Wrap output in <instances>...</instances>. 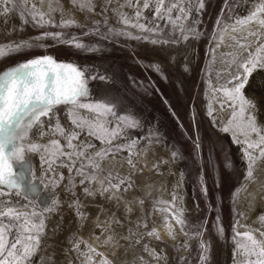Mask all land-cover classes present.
Segmentation results:
<instances>
[{
  "label": "rangeland",
  "instance_id": "374dc122",
  "mask_svg": "<svg viewBox=\"0 0 264 264\" xmlns=\"http://www.w3.org/2000/svg\"><path fill=\"white\" fill-rule=\"evenodd\" d=\"M60 2L65 9V19L71 16L80 24L89 27H94L92 22L99 20L100 32L104 35L108 34L107 27L103 24L104 15L108 16V26L122 27L115 24V16L111 11L104 15L97 14L103 0H95L97 9L92 14L78 10L69 0ZM259 2L260 0H204L202 10L193 11L188 20L182 21L185 25L195 22V37L193 33H185L189 36L187 41L178 39L175 43L170 41L166 45H153L144 40L123 36L104 39V35L100 34L85 36V29L73 27L63 31L69 36L76 35L83 42L99 47L100 51L84 52L46 39L42 42L45 45L43 48L24 49L0 59V71L32 58L51 55L58 62H71L82 69L86 68V76L103 75L104 80L88 81L90 96L86 102L107 98L115 102L114 110L117 116L129 114L139 121L138 128H125L121 138L114 143H128L130 139L146 137L149 132L159 135V142L153 140L148 143L142 139L138 143L136 151H139L140 155L134 158L137 167H143L145 164L147 166L143 167L142 173L138 171L132 176L134 184L129 191L117 193L123 198L119 204L101 196L84 197L83 186L78 184L79 177L70 176L64 168L58 171L64 173L65 181L61 182L59 187L53 188L44 174L39 155L29 154L35 188L27 193V200L22 195L14 198V201L19 200V204L27 205L24 210L43 213L45 233L41 238V249L32 258L31 264H69L70 261L79 264L76 254L69 251L67 242L73 232L104 253L112 264H156L144 251L145 244L166 254L167 259L161 260L159 264H200L201 239L209 249L207 264H242L243 257L237 252L233 240L234 222L239 220L240 225L249 226L238 227L237 230L241 233L260 227L258 218L264 213V160L258 163L254 172L256 182L245 181L246 159H241L240 151L230 135L220 132L218 126L212 123L213 117L219 121H227L231 110H220L212 94L210 93L211 97L208 95L209 90L211 92L210 85L215 80L220 85L225 82L224 74L217 80V73L224 67L221 57L231 50L225 45L232 43L231 36L239 35L232 32L235 20L249 15ZM111 7L115 8L116 4ZM44 8L47 9V2ZM123 11L131 15L133 9L125 7ZM144 16L148 19L143 22L151 26V9L144 11ZM53 18L59 21V12L54 13ZM156 22L164 33L163 38L170 39L173 35L172 26L162 20ZM226 25L228 31L224 33V44L216 47L212 35L214 32L219 33ZM249 27L255 30L259 26L253 24ZM129 30L134 35H148L138 33L135 29ZM45 31L56 32L61 29H41L31 23L24 25L16 13L0 17V44L31 40ZM176 35L179 36L180 33ZM254 39L250 37L248 42ZM261 42H264V36L261 37ZM255 47L253 43L252 48ZM213 48L215 61L212 59ZM151 63L159 64L161 72L157 73L146 67ZM255 71L264 74V69L257 68ZM251 77L249 79H252ZM262 96L259 112L262 118L258 125L264 127V92ZM210 104L216 109L213 116L207 114ZM82 111L85 115H92L86 110ZM58 114L61 123L70 126L63 106L58 110ZM196 137H199L201 143L202 158L199 160L193 147ZM81 139L86 137L82 135ZM47 140L48 137H45L42 142ZM63 142L61 140L62 144ZM91 142L95 143L97 148L100 147L99 141L92 139ZM210 149L214 150L213 163L219 164L218 169L208 163ZM173 150L177 151L181 158L174 161L171 156ZM126 155L127 153L117 154L116 161L109 157L102 167L114 174L118 171L121 175H126L128 165L123 159ZM161 159L167 163L160 165L158 170L154 169L153 164ZM225 159L231 164L227 170L224 167ZM182 172L184 175L181 181ZM72 179L77 181L75 191L84 204V211L88 213L87 221L78 231L76 217L68 207L72 197L65 191V184ZM241 185H246V189L240 191L234 203L232 193ZM205 186L206 194L202 191ZM174 190L177 195L176 208L183 209L185 230L189 235L185 236L180 226L172 220L176 234L175 239H172L163 222L164 214L158 210L161 206L155 205L154 201H170ZM57 199L62 202L58 208L54 206ZM139 200H143L142 206L138 203ZM126 205L131 206L130 213L125 212ZM50 207L52 211L47 210ZM113 214L121 221L119 225H112L118 243L114 241L105 245L104 236H101L100 240L91 239L93 224L97 222L96 217L99 216L98 222L103 223ZM217 217L223 227V236H219L216 231ZM138 222L147 223V228L142 225L138 228ZM153 226L159 232L160 240L146 234ZM129 229L136 235L123 239L122 237L129 235ZM197 231H202V237L192 235ZM95 233L99 235V229H95ZM253 234L257 239L264 240L259 232L254 231ZM139 237L143 238L137 244ZM185 241L189 245L188 248L183 247ZM177 246H180L179 251H176ZM81 247L83 248V245ZM50 257L54 259L50 260ZM140 257L144 258L143 262ZM180 257L184 259L181 261ZM99 259L100 257H96L97 261Z\"/></svg>",
  "mask_w": 264,
  "mask_h": 264
},
{
  "label": "snow or ice",
  "instance_id": "6c2138e0",
  "mask_svg": "<svg viewBox=\"0 0 264 264\" xmlns=\"http://www.w3.org/2000/svg\"><path fill=\"white\" fill-rule=\"evenodd\" d=\"M45 2L47 9L44 8ZM69 2L78 10L88 14L96 12L97 9L95 0H69ZM114 3L115 8L111 7ZM99 7L100 12L97 14L104 15L111 11L115 16V24L122 27L108 26V16L104 15L103 24L107 27L108 33L104 35L100 32L99 20L92 22L94 27H89L80 24L71 16L65 19V9L60 0H0V17L16 13L24 25L31 23L41 29L46 27L61 29L56 32L45 31L31 40L0 44V59L24 49L43 48L45 45L42 42L46 39L84 52L100 51L99 47L83 42L76 35L69 36L63 31L73 27L85 29V36L100 34L104 35V39L123 36L133 40H144L153 45H166L170 41L175 43L178 39L187 41L189 36L185 33H193L195 37L197 30L195 22L185 25L182 21L188 20L193 11L202 10L204 0H103ZM125 7L133 9L131 15L123 11ZM149 9L153 18L151 26L143 22L148 19L144 16V11ZM56 12L60 14L59 21L53 18ZM160 20L172 26L173 35L170 39L163 38L164 33L160 24L156 22ZM219 23L218 20L217 25ZM253 24L259 27L252 30L249 26ZM129 29L148 35H134ZM227 31L226 25L219 33H213L212 38L216 41V47L224 44V33ZM232 32L239 35L231 36L232 43L225 45L231 50L221 57V64L224 67L217 73V80L221 74H224L225 82L212 89L213 99L219 109H230L231 112L227 121H219L213 117L212 123L218 126L220 132L230 134L233 143L243 148V156L247 161L244 179L255 183L254 172L258 163L264 160V127L257 124L254 115L256 104L245 96L243 90L253 72L257 68L264 69V42H261V37L264 36V0H260L249 15L236 19ZM176 33L180 35L177 36ZM250 37L255 39L248 42ZM253 43L256 45L254 49ZM212 51V59L215 61V48ZM146 67L157 73L161 72L159 64L151 63ZM86 70L74 63L58 62L53 56L44 55L0 71V264H31L32 258L41 249V238L45 233L43 213L24 210L27 205L19 204V200L14 201V198L22 195L27 200V193L35 188L29 154L39 155L40 162L44 166V174L53 188L59 187L60 183L65 181L64 173L58 171L64 168L68 170L70 176L79 177L78 184L83 186L84 197L101 196L119 204L123 198L117 193L129 191L134 184L132 176L138 171L142 173L143 167L147 166L145 164L143 167H137L134 158L140 155V152L136 151L138 143L142 139L147 140L148 143L153 140L159 142V135L149 132L146 137L130 139L128 143H114L121 138L125 128H138L139 121L129 114L117 116L114 110L115 102L107 98L86 102L90 96L88 81L105 79V76L99 74L86 76ZM61 106L70 126L61 123L58 114ZM82 110L92 115H85ZM215 110L210 104L207 114L213 116ZM82 135L86 139L82 140ZM45 137H48L47 142H42ZM92 139L99 141V148L91 142ZM61 140L64 141L63 144ZM193 147L198 160L201 159L199 137L193 141ZM120 153H127L123 158L128 165L126 175H121L118 171L114 174L102 167L103 162L109 157L116 161L117 154ZM213 155L214 150L210 149L208 163L218 169L219 164L213 163ZM171 156L174 161L181 158L175 150L172 151ZM166 163V160L161 159L153 164V168L158 170L160 165ZM224 167L226 170L231 167L226 159ZM183 175L182 172L181 181ZM76 186L75 179L69 180L65 184V191L72 197L68 207L76 217L78 231L87 221L88 213L84 211V204L75 191ZM245 189L246 185H241L234 190L232 193L234 203L240 191ZM202 191L207 193L206 186L202 187ZM171 195L170 201L156 200L154 204L161 206L158 210L164 214L163 222L172 239L176 236L172 220H175L184 235L188 236L183 209L176 208L175 190ZM61 203L57 199L54 206L58 208ZM138 203L142 206L143 200H139ZM47 210L52 211V208ZM125 212H131L130 205L125 206ZM96 221L90 238L100 240V237L104 236L105 245L114 241L118 243L112 225H119L121 221L115 218L114 214L106 218L103 223L98 222L99 216L96 217ZM258 222L260 227L243 233L237 228L249 226L240 225L239 220L234 222L233 240L237 252L243 257L242 264H264V240L257 239L253 234L254 231L259 232L260 236L264 237V213L260 214ZM141 225L147 228V223L144 222H138L136 226L139 228ZM95 229H99V235L95 233ZM216 231L219 236H223L219 217H217ZM146 234L157 240L161 239L154 226ZM133 235L136 233L129 229V235L122 238L130 239ZM192 235L202 237L203 233L197 231ZM142 238H137L136 243H140ZM67 242L70 246L69 251L76 254L79 264H112L104 253L75 232L71 233ZM183 247H189L187 241L184 242ZM199 249L200 264H207L209 249L202 239ZM179 250L180 246H177L176 251ZM144 251L156 261V264L167 259L166 254L149 248L147 244L144 245ZM96 257H100L99 261ZM179 259L182 261L184 258ZM140 260L143 262L144 258L140 257ZM69 264L73 262L70 261Z\"/></svg>",
  "mask_w": 264,
  "mask_h": 264
},
{
  "label": "bare ground",
  "instance_id": "6f19581e",
  "mask_svg": "<svg viewBox=\"0 0 264 264\" xmlns=\"http://www.w3.org/2000/svg\"><path fill=\"white\" fill-rule=\"evenodd\" d=\"M224 66V65H223ZM255 76L253 75V78L252 79H249L248 81V84L247 86L245 87V89L243 90L244 91V94L245 96L252 100L255 104H256V110L254 112V115L256 117V122L257 124H260L259 121L260 119L262 118V116L260 115V111H261V98L263 97L262 94L264 92V74L258 72V71H255L254 72ZM215 75V74H214ZM214 77V76H213ZM215 79V78H214ZM254 79V80H253ZM224 80V79H223ZM225 81V80H224ZM218 82V81H217ZM221 82V81H220ZM262 82V84H260ZM220 84L216 83V80L212 83V85H210V88H211V92L209 90V95L210 96V93L212 94L211 96H213V91L212 89L215 88V87H218ZM246 91V92H245ZM208 93V92H207ZM210 96V97H211ZM229 114V113H228ZM222 118L224 120L225 117L222 116ZM260 126V125H259ZM230 135V134H229ZM230 138H231V135H230ZM232 140V138H231ZM235 144V143H234ZM235 146L238 148V151H240V157L242 160L245 159V157L243 156V148L239 145V144H235ZM235 148V147H234ZM236 149V148H235ZM237 151V153H238ZM239 155V154H238ZM258 215V214H256ZM255 215V216H256Z\"/></svg>",
  "mask_w": 264,
  "mask_h": 264
}]
</instances>
